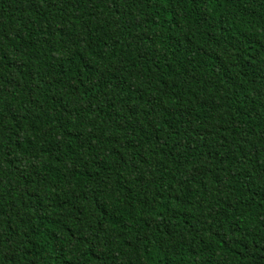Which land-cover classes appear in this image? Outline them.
Listing matches in <instances>:
<instances>
[{
	"label": "trees",
	"instance_id": "trees-1",
	"mask_svg": "<svg viewBox=\"0 0 264 264\" xmlns=\"http://www.w3.org/2000/svg\"><path fill=\"white\" fill-rule=\"evenodd\" d=\"M0 264H264V0H0Z\"/></svg>",
	"mask_w": 264,
	"mask_h": 264
}]
</instances>
